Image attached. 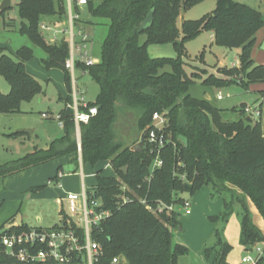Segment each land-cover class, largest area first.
<instances>
[{
  "label": "trees",
  "instance_id": "16d2710c",
  "mask_svg": "<svg viewBox=\"0 0 264 264\" xmlns=\"http://www.w3.org/2000/svg\"><path fill=\"white\" fill-rule=\"evenodd\" d=\"M202 1L88 0L85 9L90 18L81 16L76 25L104 23L108 25V32L98 62L87 65L78 61L76 65L100 87L97 99L88 101L87 107L81 106V110L97 106L98 112L88 123H81L79 142L74 110L70 106L72 75L65 65L70 54L69 37L64 32L57 41L49 42L41 29L46 19L51 20L48 21L51 25L52 21L67 20L66 0H18L20 31L43 48L44 66L64 69L69 96L59 98L65 104L58 114L63 135L52 139L45 147H35L22 157L1 163L0 179L47 162L67 159L57 168L54 179L58 180L59 172L68 171L66 164H72L74 172L78 171L80 158L83 165L92 167L109 161L116 175H102V169H97L96 183L87 188L91 197L102 202L98 209L110 211L108 217L92 227L91 237L102 247L95 264H111L116 256L124 264H180L179 258L189 253L187 246L174 240L181 213H156L142 200L147 199L153 207L161 201L181 203L183 193L194 194L204 186L211 188L215 198L223 200L222 211L211 216L213 222L223 225L215 229L216 242L205 247L207 258L214 255L213 264H230L227 258L232 246L224 239L223 231L235 212L245 249L264 244V233L254 222L249 206L252 202L264 217L263 124L261 120L253 122V117L245 114L246 106L242 108L244 118L225 121L224 109L206 97L192 96L189 88L198 74L190 76L182 59L186 55V42L201 31L210 30L217 45L241 49L240 66L222 70L229 79L211 74L203 83L220 88L234 83L233 76L243 78L240 84L243 87L264 81V65L256 64L252 56L257 33L264 27V16L247 4L216 0L211 14L184 20L179 26L181 12ZM76 11L81 14L78 7ZM151 11L154 12L152 22L141 30ZM141 35L146 36L143 43ZM164 43H172L179 57L149 54L148 45ZM32 55L33 49L29 46L21 47L17 58L0 48V73L10 84L9 92L0 90V113L22 112L23 102L44 92L42 84L26 68ZM167 65L171 66L170 71L164 70ZM155 112L169 119L166 129L170 142L161 152V167H154L156 155L147 142ZM121 116H129L132 123L130 142L116 131L115 125ZM137 142L139 146L134 148L132 144ZM125 166L127 173L122 170ZM123 193L130 197L129 201L119 202V195ZM60 213L67 225L68 215L64 210ZM31 227L21 223L11 226L10 230L21 232ZM57 227L55 224L48 228ZM71 228L83 243V229L74 223ZM2 229L4 227H0ZM81 261L82 256L77 252L65 263L21 262L0 252V264H81ZM257 264H264V256Z\"/></svg>",
  "mask_w": 264,
  "mask_h": 264
},
{
  "label": "rangeland",
  "instance_id": "374dc122",
  "mask_svg": "<svg viewBox=\"0 0 264 264\" xmlns=\"http://www.w3.org/2000/svg\"><path fill=\"white\" fill-rule=\"evenodd\" d=\"M235 1L258 9L264 16V0ZM215 8L216 0H203L193 7L183 10L178 18V25L181 26L184 20H196L211 14ZM1 11L0 9V48L11 57L17 58V52L21 47H31L33 55L26 62V68L42 84L44 92L35 96L29 102H23L21 105L22 112L0 113V164L22 157L32 152L35 147H45L51 138L62 136L63 131L59 125L57 114L64 103L59 98L66 94V96H69L64 69L44 66L42 59L46 58V53L43 48L33 43L27 34L20 31L21 17L18 0H12V5L4 13H1ZM82 17L90 18L86 9H83ZM52 26L54 29L64 31L67 23L52 21ZM85 26L93 35L92 42L89 43L86 51L99 60L101 45L107 35L108 25L95 23ZM42 32L47 41H57H53L52 34L49 31L42 30ZM64 32L57 34L58 39ZM66 35L68 36V33ZM145 39V35L140 36L141 43ZM148 52L152 57H179L172 43L150 44L148 45ZM185 52L186 55L182 56V59L185 62L188 74L190 76L193 73L198 74V76L193 77L194 82L189 88L190 94L196 98H205L209 95V99L214 105L224 109L223 118L225 121L244 118L241 113L242 108L244 106H254L259 101V94L264 91V81L253 82L248 87H243L240 85L243 78L233 76L234 83L220 88L203 83L204 79L211 75L208 74L206 69L217 67L218 58L223 61V64L218 69H214L215 71L223 73V69L239 67L241 49H231L217 45L213 42L211 31L203 30L196 37L186 42ZM252 56L256 64L264 65V27L258 31ZM164 70L170 71L171 66L167 65ZM223 74L228 76L225 73ZM71 75L72 84H76L75 91L78 97L84 95L87 101H95L100 89L97 81L77 67L74 74L71 73ZM0 90L5 93L10 91V84L1 73ZM219 92L224 95L222 99L217 98ZM253 119V122L261 120L264 131V114L261 113L259 117ZM131 125L129 116H121L115 125L120 137H125L128 142H130L133 134ZM23 129L32 130V132L16 134L18 130ZM132 145L134 148L139 146L138 142ZM82 168L85 174L84 179L81 174V167L76 172L69 174L64 172L63 178L54 179L56 165L53 161L0 179V227L9 229L11 223L21 221H25L32 226L51 227L60 222L61 208L64 207L65 211L68 212L66 203L63 206L54 200L55 195L60 193L57 187L60 182L65 187L81 193L83 183L87 188H91L96 183L95 172L97 169H102V175H116L109 161L99 162L95 167L83 165ZM42 185L44 186L37 187ZM182 196L192 200L193 209L190 215L185 214L184 211L180 212L179 229L182 230L175 231L174 240L187 246L189 252L191 248L187 243H183V240L188 242L194 251H198V247H203L201 245L203 240L204 245H213L216 242L215 229L223 224L222 222H213L211 216H216L222 211L223 200L215 198L209 186L202 187L194 194L185 192ZM249 206L254 222L264 233V217L252 202H249ZM175 207H180V204L175 203ZM63 219L66 218L62 215L61 220ZM223 237L232 246L228 258L233 264H240L242 257L248 251L241 243V225L236 212L230 216L225 224Z\"/></svg>",
  "mask_w": 264,
  "mask_h": 264
},
{
  "label": "built area",
  "instance_id": "2783aa9c",
  "mask_svg": "<svg viewBox=\"0 0 264 264\" xmlns=\"http://www.w3.org/2000/svg\"><path fill=\"white\" fill-rule=\"evenodd\" d=\"M1 2L2 0H0V4ZM87 3L88 0H66L67 27L64 31L68 33L70 54L65 65L72 74H74L78 61L87 65L98 62L96 57L89 55L86 51L89 43L92 42V33L85 29V26L78 27L76 25V20L82 16V11ZM76 7L79 8L81 14L76 11ZM41 29L49 31L52 34L51 38L53 41L58 39V33L64 32L63 30L54 29L51 24L46 22L41 24ZM223 97L222 92H219L217 98L222 99ZM87 102L84 95L78 97L74 89V102L70 106L74 110V119L79 133L81 123H88L91 117L98 112L97 106H92L89 110H81V106L87 107ZM261 113L259 105L245 107V114L253 118L259 117ZM57 119H59V115H57ZM168 122L169 119L165 114L155 112L152 117V124L148 129L147 142L151 145L152 153L156 155L154 167L163 165L161 152L167 143L170 142L166 129ZM59 124L62 126L61 122ZM62 175L63 172H59V178ZM183 178L185 177L183 176ZM129 200L130 197L127 194L119 195V202H127ZM66 201L68 206V212L66 213L68 215V226L61 220L57 223V228L33 226L29 230L21 232L4 228L0 230V252L9 254L21 262L54 260L60 263L70 262L73 253L77 252L82 256L81 264H95L102 247L99 242L91 237L92 227L108 217L110 211L98 209V207L102 206V202L91 197L84 183L81 193L67 192ZM142 202L146 204L149 210L156 213L184 211L185 214L190 215L193 209L192 200L186 197H183L182 202L179 203L180 207H175V203L166 204L162 201L158 203L157 207H153L147 202V199H143ZM73 223L77 228L83 229V243L80 240V236L71 228ZM247 251L248 253L242 257L240 264H257L264 256V244L254 245L252 249ZM111 264H124V261L119 256H116L112 259Z\"/></svg>",
  "mask_w": 264,
  "mask_h": 264
},
{
  "label": "crops",
  "instance_id": "0c3cea01",
  "mask_svg": "<svg viewBox=\"0 0 264 264\" xmlns=\"http://www.w3.org/2000/svg\"><path fill=\"white\" fill-rule=\"evenodd\" d=\"M46 20H47V22H46ZM45 20V22L46 23H48V24H50L49 22L51 21V20H49V19H46ZM49 21V22H48ZM65 23H67V20L65 21ZM85 29H86V26H85ZM89 31V30H88ZM258 34V33H257ZM211 36H212V39H213V42H214V34H213V32L211 31ZM165 44V43H164ZM152 45H157V44H152ZM239 55H240V53H239ZM217 63H218V65H217V67H209L210 69H206L207 71H208V74H215V76H217V77H219V78H225V79H227V78H229V76H226V75H224L223 73H221V72H219V71H215L214 69H218L220 66H221V64H223V61L221 60V59H217ZM85 72V71H84ZM85 73H87V72H85ZM90 78H92L91 76H90ZM73 87H74V89L76 88V84L74 83V85H73ZM68 90V89H67ZM67 95V94H66ZM62 96V97H67V96ZM71 95H72V97H73V102H74V92H72L71 93ZM260 96L258 97V102L255 104V105H259L260 106V109H261V111H262V115L264 114V106H263V104H264V93H260L259 94ZM208 97H209V95H207ZM224 96V95H223ZM41 100H43L42 98H41ZM62 102L64 103V101L62 100ZM72 102V103H73ZM71 103V104H72ZM70 104V105H71ZM65 105V104H64ZM64 107V106H63ZM62 107V108H63ZM61 108V109H62ZM60 109V110H61ZM60 110H59V112H60ZM237 110V109H236ZM59 112H58V114H59ZM242 113V112H241ZM57 114V115H58ZM60 125V124H59ZM60 127H61V129H62V126L60 125ZM76 129H77V137H78V140L80 139V133H79V131H78V128L76 127ZM19 131V130H18ZM17 131V132H18ZM52 139H54V138H51L50 139V141L52 140ZM79 142H80V140H79ZM67 161V159H63V160H58V161H53V162H55V165H56V172H57V168H58V166H59V164H62V163H65ZM82 162V160H81V158H80V160H79V168L81 167V174L83 173V175L82 176H85V174H84V171H83V163H81ZM66 166L67 167H72L73 165L72 164H66ZM65 172H67L68 174L69 173H72V172H74V171H65ZM65 173L63 172V175H64ZM63 178V177H62ZM60 184H62L61 186H60ZM57 187H58V189H59V191H60V193L58 194V195H55V201H56V203H58V204H62L63 206H64V203H66L67 204V201H66V194H67V192H76L74 189H72V188H67V187H65V185L63 184V183H59L58 185H57ZM78 193V192H77ZM61 210H64V212H65V214L67 213L66 211H65V209H64V207L63 208H61ZM60 210V211H61ZM60 215H61V217H62V214L60 213ZM61 217H60V221H61ZM21 223H26V224H28V225H30L29 223H27V222H25V221H21V222H14V223H11V225H10V227L11 226H13V225H16V224H21ZM57 224V223H56ZM30 226H32V225H30ZM179 230H182L181 228L179 229ZM183 243H187V245L191 248V251L188 253V254H186V255H182L180 258H179V261H180V264H213V258H214V255H212L210 258H207L206 256H205V247H206V245H204V240L202 241V246L203 247H198L199 249H198V251H194L193 249H192V246L188 243V242H186L185 240H183ZM227 260H228V262L230 263V264H233L231 261H230V259L229 258H227Z\"/></svg>",
  "mask_w": 264,
  "mask_h": 264
},
{
  "label": "water",
  "instance_id": "95a60500",
  "mask_svg": "<svg viewBox=\"0 0 264 264\" xmlns=\"http://www.w3.org/2000/svg\"><path fill=\"white\" fill-rule=\"evenodd\" d=\"M12 5V0H2V2H1V4H0V9L1 10H6L7 8H9L10 6ZM153 17H154V12L153 11H151L148 15H147V17L145 18V20H144V22H143V24H142V26H141V30H143L144 28H145V26H147L149 23H151L152 22V20H153ZM206 98H208L209 99V97L208 96H206ZM20 132H23V133H27V132H32V130H28V129H23V130H20ZM142 139H143V137H142ZM80 140V139H79ZM67 168V170L68 171H74V167L72 166V167H66ZM127 166H125L124 168H122V170L125 172V173H127Z\"/></svg>",
  "mask_w": 264,
  "mask_h": 264
}]
</instances>
